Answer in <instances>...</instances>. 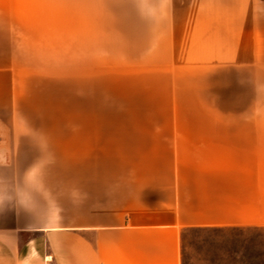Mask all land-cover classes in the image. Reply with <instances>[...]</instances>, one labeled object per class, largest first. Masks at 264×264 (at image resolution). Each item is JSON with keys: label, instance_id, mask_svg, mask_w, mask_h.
<instances>
[{"label": "crops", "instance_id": "0c3cea01", "mask_svg": "<svg viewBox=\"0 0 264 264\" xmlns=\"http://www.w3.org/2000/svg\"><path fill=\"white\" fill-rule=\"evenodd\" d=\"M53 65L77 102L35 111L77 110L82 153L2 161L0 264H182L190 229L264 227V0H0L1 98Z\"/></svg>", "mask_w": 264, "mask_h": 264}, {"label": "rangeland", "instance_id": "374dc122", "mask_svg": "<svg viewBox=\"0 0 264 264\" xmlns=\"http://www.w3.org/2000/svg\"><path fill=\"white\" fill-rule=\"evenodd\" d=\"M34 68L26 70L30 73L21 75L22 80H27L17 83L18 94L27 95L13 99L1 98L0 94V111L8 113L0 114V177L7 168V164L2 165L4 159L9 161V170L13 175L16 164L13 157L82 153L77 110L67 111L69 117L66 119L62 116V110L50 115L35 111L46 108L43 105L46 101L60 108L63 102L70 105L77 102L73 95L70 94V99L60 91L61 86L65 89L69 83L67 80H71L70 77L65 78L64 72L72 76L75 71L61 70L59 65ZM10 74L4 75L6 81L11 77ZM10 84L0 83V93L6 87V95H10ZM22 84L28 86L23 89ZM261 89L264 93V84ZM32 92L40 93V96L30 95ZM68 118L72 122L71 126L65 124ZM260 119L264 128V116ZM39 123H45L46 126H39ZM253 137H250V144L256 143V137ZM27 138L36 143L31 144L29 141L27 144ZM259 143H264V131L259 135ZM183 236L182 264H264V227L190 229Z\"/></svg>", "mask_w": 264, "mask_h": 264}]
</instances>
